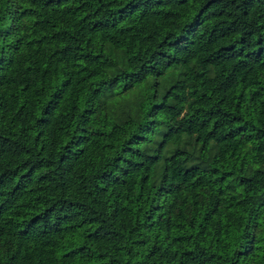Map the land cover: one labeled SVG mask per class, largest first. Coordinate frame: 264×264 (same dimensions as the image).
<instances>
[{
    "label": "trees",
    "instance_id": "16d2710c",
    "mask_svg": "<svg viewBox=\"0 0 264 264\" xmlns=\"http://www.w3.org/2000/svg\"><path fill=\"white\" fill-rule=\"evenodd\" d=\"M0 264H264V0H0Z\"/></svg>",
    "mask_w": 264,
    "mask_h": 264
}]
</instances>
